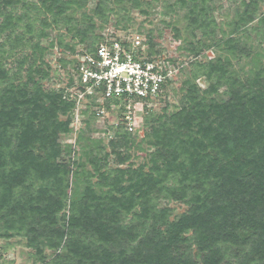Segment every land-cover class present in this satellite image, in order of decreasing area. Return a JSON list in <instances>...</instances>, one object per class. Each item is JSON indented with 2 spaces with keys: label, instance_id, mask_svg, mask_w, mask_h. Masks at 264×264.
Wrapping results in <instances>:
<instances>
[{
  "label": "trees",
  "instance_id": "1",
  "mask_svg": "<svg viewBox=\"0 0 264 264\" xmlns=\"http://www.w3.org/2000/svg\"><path fill=\"white\" fill-rule=\"evenodd\" d=\"M91 1L0 0V239L24 238L36 264H264V65L241 77L229 57L251 56L234 34L264 0H240L226 38L215 0H95L88 13ZM160 2L185 10L187 31L205 40L188 48L178 109L145 119L148 162L135 166L128 151H116L120 165L111 166L103 144L88 138L87 169L61 141L76 103L44 84L55 44L43 41L64 27L96 52L105 41L96 30L112 15L150 14ZM146 38L153 59L161 51L152 33ZM57 42L76 52L63 35ZM210 47L218 55L199 59ZM136 140L121 124L111 145L130 149ZM161 200L187 210L173 216Z\"/></svg>",
  "mask_w": 264,
  "mask_h": 264
},
{
  "label": "rangeland",
  "instance_id": "2",
  "mask_svg": "<svg viewBox=\"0 0 264 264\" xmlns=\"http://www.w3.org/2000/svg\"><path fill=\"white\" fill-rule=\"evenodd\" d=\"M36 1V0H34ZM95 0L89 3L87 12L91 13L95 7ZM215 5L219 7L215 11V16L219 24V38L228 37L234 33L236 21L239 19L238 9H243L240 0H215ZM185 10L178 12H167L165 3H155L150 9V14H143L138 9H131L129 18L121 15H112L108 24L104 28H97V32L103 37L120 36L126 37L132 33H140L147 37L148 33H152L154 40L157 43V49H160V54L157 56L165 57L166 59H174L176 63L173 65L180 68L172 83L168 84L161 92L158 98L151 102V105L145 108L138 107L136 119L137 129L133 136L137 138V143L131 148H114L111 145L112 139L117 138L118 110L112 109L105 114L103 118H95L91 120L90 115L85 113L89 110L91 113L95 110L93 99L83 101L80 105V114L72 116V131L62 134L61 141L64 145H72L74 159H81L85 162V168L90 169V164L87 162L86 149L90 147L88 138L100 141L105 147V151L110 153L109 163L111 166H118L115 152L128 151L130 160L135 166L148 162L149 153L154 149L151 145H147L143 138L145 136V119L150 118L151 114H161L166 109L167 114H171L178 109L181 97L183 95L182 81L188 74L192 55L188 48L190 43L197 45L199 41H205L200 34L193 38L186 29L187 21L185 19ZM264 13V2L260 5V9L256 14V20L250 24L243 26L234 34L240 40L241 47H246L251 51V56L238 59L231 57L233 69L237 75L244 77L250 73L253 68L264 65V27L260 22V17ZM100 24V22L98 21ZM178 29V33L176 30ZM50 39L44 40V45H49V42L54 41L55 46L48 52L46 60L51 66V78L44 81V84L50 88L68 89L69 79L73 77L74 70L78 65V53L85 50L84 44L78 43L77 39H73L64 27L50 31ZM63 35L65 42L76 46V52L72 53L58 45L57 38ZM210 42V41H206ZM218 55L216 48H208L203 52L199 59L206 60L214 58ZM61 59H65L63 62ZM202 87H206L204 78L199 81ZM87 106V109L86 107ZM75 109V108H74ZM152 111V112H151ZM74 112V110H73ZM86 121H92L88 126ZM129 149V150H128ZM121 166H125L122 164ZM161 206H168L172 209L173 216H178L187 210V206L181 202L161 200ZM50 252V251H47ZM33 250L26 245V240L22 237L11 239H0V264H36L33 257Z\"/></svg>",
  "mask_w": 264,
  "mask_h": 264
},
{
  "label": "built area",
  "instance_id": "3",
  "mask_svg": "<svg viewBox=\"0 0 264 264\" xmlns=\"http://www.w3.org/2000/svg\"><path fill=\"white\" fill-rule=\"evenodd\" d=\"M146 40L140 33L113 35L105 37L96 52L78 53L73 83L64 96L76 103L75 116L81 113L83 101L93 99L96 118L118 110L116 125L124 124L127 131L135 132L138 107L151 105L179 70L165 57L150 59Z\"/></svg>",
  "mask_w": 264,
  "mask_h": 264
}]
</instances>
